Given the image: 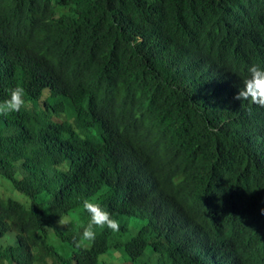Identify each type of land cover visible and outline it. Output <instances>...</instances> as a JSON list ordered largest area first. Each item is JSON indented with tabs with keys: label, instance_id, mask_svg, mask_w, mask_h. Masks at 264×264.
Segmentation results:
<instances>
[{
	"label": "trees",
	"instance_id": "16d2710c",
	"mask_svg": "<svg viewBox=\"0 0 264 264\" xmlns=\"http://www.w3.org/2000/svg\"><path fill=\"white\" fill-rule=\"evenodd\" d=\"M252 64L264 0H0V100H28L0 113V264H264ZM85 198L120 224L87 247L59 224Z\"/></svg>",
	"mask_w": 264,
	"mask_h": 264
},
{
	"label": "clouds",
	"instance_id": "9594fccd",
	"mask_svg": "<svg viewBox=\"0 0 264 264\" xmlns=\"http://www.w3.org/2000/svg\"><path fill=\"white\" fill-rule=\"evenodd\" d=\"M247 75L242 79V87L235 94V99L243 102H249L253 105L264 108V67L258 64H252L247 69ZM28 104L25 87L17 83L6 89V96L0 100V113H18ZM83 139V137H81ZM70 165L67 160L56 166L57 172H67ZM264 214V208L260 209ZM88 214L87 222L84 223L80 218L83 213ZM76 222L80 228V238L78 246L87 247L96 239L98 230L105 228L117 232L120 224L117 218L112 216L106 210L100 201L95 198H85L81 207L75 209L70 214L60 216L59 224L67 225Z\"/></svg>",
	"mask_w": 264,
	"mask_h": 264
},
{
	"label": "rangeland",
	"instance_id": "374dc122",
	"mask_svg": "<svg viewBox=\"0 0 264 264\" xmlns=\"http://www.w3.org/2000/svg\"><path fill=\"white\" fill-rule=\"evenodd\" d=\"M15 197V198H20V196L22 197L23 195H21L19 192H17L14 187L12 186V183L10 180L0 177V197ZM24 200V199H22ZM148 220V216L147 218H140L138 220H136L137 224L139 226H143ZM12 243L15 242V240L11 241ZM117 257H122L121 253H118ZM123 260V259H122ZM117 264H122L121 262L115 261ZM124 262V261H123ZM123 264H131L129 262L123 263Z\"/></svg>",
	"mask_w": 264,
	"mask_h": 264
},
{
	"label": "bare ground",
	"instance_id": "6f19581e",
	"mask_svg": "<svg viewBox=\"0 0 264 264\" xmlns=\"http://www.w3.org/2000/svg\"><path fill=\"white\" fill-rule=\"evenodd\" d=\"M248 156V155H247ZM249 157V156H248ZM168 175V174H167ZM182 179V178H181ZM135 183V182H134ZM163 187V186H162ZM177 187V186H176ZM257 187V186H256ZM195 198V197H194ZM184 200V199H183ZM141 201V200H140ZM197 204H199V203H197ZM209 204V203H208ZM191 205V204H190ZM193 206V205H192ZM197 212V211H196ZM204 212V211H203ZM200 220V219H199ZM204 223V222H203ZM234 228V227H233ZM235 233V232H234ZM231 235V234H230ZM233 235V234H232ZM231 235V236H232ZM236 235V234H235ZM249 239V238H248ZM260 239V238H259ZM250 240V239H249ZM232 242V241H231ZM237 244V243H236ZM71 252V251H70ZM65 254V253H64ZM93 260V259H92ZM253 263V262H252Z\"/></svg>",
	"mask_w": 264,
	"mask_h": 264
}]
</instances>
